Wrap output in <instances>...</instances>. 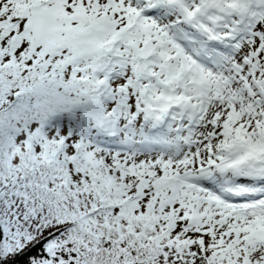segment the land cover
<instances>
[{"label": "snow or ice", "instance_id": "snow-or-ice-1", "mask_svg": "<svg viewBox=\"0 0 264 264\" xmlns=\"http://www.w3.org/2000/svg\"><path fill=\"white\" fill-rule=\"evenodd\" d=\"M0 264H264V0H0Z\"/></svg>", "mask_w": 264, "mask_h": 264}]
</instances>
